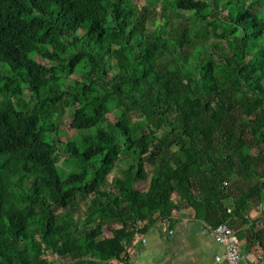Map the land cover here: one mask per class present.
I'll return each mask as SVG.
<instances>
[{
	"label": "trees",
	"instance_id": "1",
	"mask_svg": "<svg viewBox=\"0 0 264 264\" xmlns=\"http://www.w3.org/2000/svg\"><path fill=\"white\" fill-rule=\"evenodd\" d=\"M0 65V264L118 259L264 170V0H0Z\"/></svg>",
	"mask_w": 264,
	"mask_h": 264
},
{
	"label": "crops",
	"instance_id": "2",
	"mask_svg": "<svg viewBox=\"0 0 264 264\" xmlns=\"http://www.w3.org/2000/svg\"><path fill=\"white\" fill-rule=\"evenodd\" d=\"M263 168L251 177L234 176L229 180V190L216 214L202 220L195 217L191 207L177 203L168 218H160L147 224L141 233H136L117 259L103 264H217L215 255H223L224 247L211 232L218 223H225L233 230L241 253V264H264V192L252 194L242 206L235 209V198L252 193L251 187L264 181ZM238 198V199H239ZM139 226H143L141 222ZM114 223L111 227H120ZM108 233V231H105ZM47 254L49 264H63L65 259L55 253Z\"/></svg>",
	"mask_w": 264,
	"mask_h": 264
},
{
	"label": "built area",
	"instance_id": "3",
	"mask_svg": "<svg viewBox=\"0 0 264 264\" xmlns=\"http://www.w3.org/2000/svg\"><path fill=\"white\" fill-rule=\"evenodd\" d=\"M223 185L227 186L228 182L224 180ZM211 232L225 249L223 255H215V262L217 264H241V253L233 237V230L225 223H218L211 228Z\"/></svg>",
	"mask_w": 264,
	"mask_h": 264
},
{
	"label": "rangeland",
	"instance_id": "4",
	"mask_svg": "<svg viewBox=\"0 0 264 264\" xmlns=\"http://www.w3.org/2000/svg\"><path fill=\"white\" fill-rule=\"evenodd\" d=\"M135 3H137L138 5H143V4H146L148 3V0H133ZM158 2H161V0H158ZM0 68H1V65H0ZM79 76L78 75H74V76H71V79H78ZM28 95L25 94V97L27 98ZM59 119V123L61 125V129H60V140L62 141H66L68 138H72V137H75L77 135V131L76 130H73L72 128H70L69 124H70V115L68 113L67 110H63L62 109V112L60 115H58ZM175 147H173L174 149ZM58 166H60L61 168V171L63 174H65L66 172H68L69 170H71V167L66 163V161H64L63 159H61L58 164ZM120 174V171L119 170H114L112 172V174L109 176V179H113V177L115 176H118ZM139 186H141V183L139 184Z\"/></svg>",
	"mask_w": 264,
	"mask_h": 264
}]
</instances>
